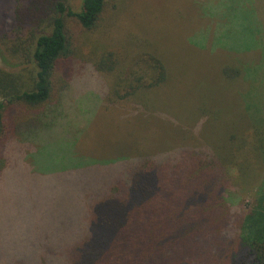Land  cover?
Masks as SVG:
<instances>
[{
	"label": "rangeland",
	"instance_id": "rangeland-1",
	"mask_svg": "<svg viewBox=\"0 0 264 264\" xmlns=\"http://www.w3.org/2000/svg\"><path fill=\"white\" fill-rule=\"evenodd\" d=\"M69 4L78 10L81 0ZM112 8L107 6L89 37L123 53L155 54L166 66L167 81L112 103L100 98V83L110 92L113 76L93 72L91 60L81 55L87 59L86 75L66 86L57 125L42 139H31V147H24L22 137L9 146L16 148L10 152L16 162L10 175L0 179V247L6 250L0 264L27 259L40 242L42 247L43 238L73 228L78 216L72 204L78 203L83 186L97 182V170L122 169L120 157L162 156L206 145L220 157L231 156L224 166L230 182L225 199L232 209L242 213V220L264 213V155L255 162L237 147L251 121L264 127V0H120ZM68 26L75 46L89 48L75 23L69 20ZM1 28L0 72L17 71L26 78L33 70L29 35L13 31L9 19ZM224 65L238 67L243 75L226 77ZM64 85L56 74L54 94ZM59 152L70 157L67 171L60 173L61 183L59 175L45 185L44 174L37 172ZM84 158L97 162L83 167ZM52 180L75 189L72 197L64 193L66 187L50 191ZM37 203L44 204L35 213L44 212L36 228L25 226L20 234L21 225H16L28 220ZM244 229L249 235L255 227Z\"/></svg>",
	"mask_w": 264,
	"mask_h": 264
},
{
	"label": "trees",
	"instance_id": "trees-1",
	"mask_svg": "<svg viewBox=\"0 0 264 264\" xmlns=\"http://www.w3.org/2000/svg\"><path fill=\"white\" fill-rule=\"evenodd\" d=\"M119 1L81 0L75 10L69 0H0V23L4 26L9 19L13 31L29 35L33 63L26 78L17 71L0 72V179L13 171L16 161L10 152L16 148L9 146L14 139L22 137L24 147H31V139H42L57 125L64 113L60 103L66 86L86 75L87 59L81 55L91 60L93 72L113 76L111 93L100 83V98L112 103L167 81L166 66L155 54L123 53L89 37L101 25L107 6L115 9ZM69 20L86 35L82 43L89 48L75 46ZM0 32L5 33L3 28ZM222 71L228 78L243 75L233 65H224ZM56 74L65 85L55 95ZM73 142L74 138L67 142L69 148ZM237 147L255 162L263 159L264 127L251 121ZM17 151L19 156L22 151ZM68 158L59 152L51 156L50 166L37 172L44 174L45 185L67 171ZM90 159L84 158L82 166L97 162ZM119 159L122 169L97 170V182L83 186L78 203L72 204L78 216L73 228L50 240L43 238L42 247L40 242L31 256L15 264H264V213L242 220V213L225 199L230 182L224 163L230 155L220 157L201 145L169 155ZM62 177L56 180L61 183ZM52 181L50 191L66 187L64 193L72 197L75 189ZM43 204L31 207L28 220L16 225H21L20 234L25 226L34 231L44 211L35 212H41ZM249 226L255 229L245 235Z\"/></svg>",
	"mask_w": 264,
	"mask_h": 264
}]
</instances>
